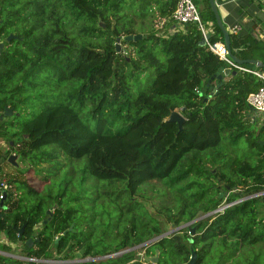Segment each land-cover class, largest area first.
<instances>
[{
    "label": "trees",
    "instance_id": "trees-1",
    "mask_svg": "<svg viewBox=\"0 0 264 264\" xmlns=\"http://www.w3.org/2000/svg\"><path fill=\"white\" fill-rule=\"evenodd\" d=\"M134 1L138 11L130 14L124 4ZM175 5L176 0H0V114L11 109L0 119V178L2 164L16 154L29 166L55 162L57 168L79 169L80 181L91 176L124 183L131 199L142 196L146 184L162 181L171 189L184 181L172 204L157 210L165 224L174 228L199 212L225 207L145 244L142 253L157 250V264H182L193 250L194 264H201L214 244L221 247L214 264H225L242 246L259 244L260 252L245 264H264V125L251 129L256 118H250L253 109L246 102L263 81L235 71L211 79L209 85L219 83L215 92L209 85L204 89L225 65L206 43L199 44L195 23L173 20ZM199 13L211 29L208 40L223 41L208 0ZM149 16L155 23L138 32L134 17L144 25ZM9 33L15 37L6 41ZM129 34L133 38L124 39ZM258 43L229 34L232 53L240 59L256 56ZM142 74L145 85L132 92ZM174 110L184 118L180 130L168 120ZM240 139L257 150L237 157L224 149ZM83 157L82 165L74 162ZM5 177L8 187L0 190V199L6 192L0 206L4 252L14 244L24 256L42 259L116 253L104 264H138L135 247L167 230L136 199L131 205L144 209L123 230L94 237L77 229L78 209L64 205L67 186L41 194L27 178ZM183 190L188 191L181 203ZM8 260L0 254V264H21Z\"/></svg>",
    "mask_w": 264,
    "mask_h": 264
},
{
    "label": "rangeland",
    "instance_id": "rangeland-1",
    "mask_svg": "<svg viewBox=\"0 0 264 264\" xmlns=\"http://www.w3.org/2000/svg\"><path fill=\"white\" fill-rule=\"evenodd\" d=\"M193 2L198 9H201L203 7V0H193ZM124 8L130 14L136 13L138 11L135 1L126 2L124 4ZM149 17H147L145 20L143 19L144 25L139 24V21H137L138 19L134 17L136 22L135 29L138 32H144V29L146 32L148 30V27L152 25V23H155V18L153 16ZM154 26L153 28L160 27L159 24H155ZM123 48L125 50L124 53L128 52V47ZM246 53V51L241 52V54ZM147 73L150 72L147 71ZM146 79L147 77L142 74L141 77H139V79L136 81L137 84L132 83L133 85L131 91L134 92L140 86H144ZM52 87L53 90H55L54 83ZM44 89L48 90L51 89V87L49 85H45ZM35 105L36 107L34 108V111L38 107V104ZM254 116L257 121L256 124L251 127V129L258 130L263 124L262 116H256L252 111V113L250 114V118ZM260 137L262 140H264V130L261 133ZM261 139L259 141L260 143L262 141ZM2 148L4 149V146ZM224 149L231 150L232 154L237 157L243 156L244 154L248 153L251 154L252 152L257 150L255 146L250 147L248 144H246L244 139H240V141L235 146L228 145L226 143ZM12 160L14 161V164L7 163V161L2 164V172L5 173V176H8V178H16L20 180L27 178L33 184L34 188L39 190L41 194L48 193V191L52 192V194H56L59 191V187L67 186V191L64 196V205H70L78 209L76 216V220L78 221L77 229H80L83 232L92 231L94 237L101 235L102 233L111 234V231L123 230L125 225L127 224V220L132 215L139 214L140 211L144 209V207L147 211V216H152L154 219L158 220V223H160L161 226L166 228L167 230L173 229L170 224L164 223V215L158 214L157 210L160 209L162 205L170 206L172 204V195L175 192V189H182L184 186V181L179 182L177 186H174L171 189L167 188V185L163 184L162 181H155L150 184H146L144 188L138 193L142 196L135 195V198L132 197L131 199L124 183L116 184V182H114L110 184L106 181L96 180L91 176H89L88 179L84 181H80L81 175L79 173V169L75 172L74 167L73 170L64 165L60 168H57L55 162L49 164L41 163L34 166H29L30 163L28 164L27 161L24 162L19 160V157L16 154L14 155ZM60 160H62V158ZM84 160L85 158L83 157L74 162L76 164L82 165L84 163ZM75 163L74 166L76 167ZM28 168L31 169L27 171ZM5 176L3 177L6 178ZM66 178L70 179L72 184L68 182L63 183ZM143 185L140 186L138 190H140ZM187 191L183 190L181 191V194H179L181 203L185 195L184 192ZM220 198H222V196ZM136 199L143 202L144 207L141 206L140 209H136L135 206L131 205L132 202L137 201ZM222 205L223 203L220 204V206ZM197 214V216L203 215L202 212H199ZM259 246V244L253 246H242L240 249L242 252L240 254L238 253L234 257H231L225 264H236V261H238V264L247 263V261L251 260V258L255 254L260 252V250H258ZM142 248L143 247L138 246L135 247L137 256L139 254V256L141 257V252L138 251L142 250ZM219 248L221 247L213 244L201 264L216 263ZM19 249L20 248L18 247V245L15 246L13 244L12 250L10 252H4L0 250V254L5 257L6 262H10L8 260L10 256L5 255V253H9L13 255L12 258L20 261L21 263H24L26 260L24 259V255L21 254Z\"/></svg>",
    "mask_w": 264,
    "mask_h": 264
},
{
    "label": "water",
    "instance_id": "water-1",
    "mask_svg": "<svg viewBox=\"0 0 264 264\" xmlns=\"http://www.w3.org/2000/svg\"><path fill=\"white\" fill-rule=\"evenodd\" d=\"M208 3H209V6H210V9H211V11H212V13H213V15H214L215 22H216L217 26H218V27L220 28V30H221V33H222V36H223V43L225 44L226 48L230 51V54H229V55H230V58H231L233 61H235V62H237V63H239V64H245L246 66H248V67H250V68H255V67H257V66L264 67V64L261 63L260 61L256 60V59H251V58L240 59V58H238L237 56H235V55L231 52V50H230V44H229V33H228V31L226 30V28L223 26V24H222V22H221V19H220V16H219L218 10H217V6H216L214 0H208ZM209 35H210V34L207 33V34L205 35V37L208 39V38H209ZM13 37H15V36H14L12 33H9V34L5 37V40H6V41H9V40H10L11 38H13ZM137 37H141V35L138 34L137 36L134 37V39H136ZM131 38H133V36H132L131 34H129V35H127V36L124 37V39H131ZM19 39H21V37H19ZM118 40H119V38H117V42H116V50H117V51L119 50V43H118ZM199 44H200V45H204V44H205V38L201 37V39H200V41H199ZM2 45H3V43L0 42V48L2 47ZM229 73H230V74H234V73H235V70H229L227 67H221V68H219V69L216 71V73H215L214 75L210 76V78L206 81L204 89H206V87L210 84L211 79L215 78L216 80H221L223 75H226V74H229ZM218 86H219V83H215L214 85H209V86H208V90H209L210 92H215L216 89L218 88ZM205 99H206V98H204V100H205ZM10 114H11V109L8 108V107H5L4 110L2 111V113L0 114V119H2L4 116H8V115H10ZM168 120H169V121H175V122L177 123V125H178V129L180 130L184 118H183V116H182L178 111H175V110H174V111H172V112L170 113V115H169V117H168ZM263 124H264V120H263ZM262 142H264V141H262ZM14 155H15V154H10V155L8 156V158H7V161H8L10 164H11V163L14 164V161L12 160L13 157H14ZM2 193H3V196H2L1 199H0V206H2V202H3V200H4V198H5V195H6V192H5V191H3ZM223 194L226 195V194H227V191H225ZM257 195H258V194H257ZM221 196H222V193L218 194V197H219V198H220ZM55 206H56V205L53 204L52 207L55 208ZM224 207H225V206H219L218 208H216V209H214V210H212V211L206 212V213H204V214L201 215V216L195 217L194 219L190 220L189 222L183 223V224H181V225H179V226H177V227H174L173 229L167 230V231L163 232L162 234H160L159 236H156V237L150 238V239H148L147 241L142 242L141 244L138 245V247H143L145 244H149V243L155 241V240L158 239V238H161V237H163V236H167V235L170 234L171 232H173V231H175V230H178V229H180V228H182V227H184V226L190 224L191 222L197 221V220L201 219V218L204 217V216H208V215L212 214L213 212L219 211V210H221V209L224 208ZM45 213L49 215V214L51 213V211H50L49 209H47V210L45 211ZM69 229H71V226L69 227ZM21 230H22V228L20 229V231H21ZM192 232H193V229H192ZM26 244H27L28 246H30V244H31V239H28V240L26 241ZM127 250H129V249H126V250H124V251H127ZM121 252H123V251H120V252H118V253H121ZM5 255H8V256H10V257L13 256V255H11V254H9V253H5ZM157 257H158V256H157V250H155V252H154V254H153L152 256H144V260H145V261H149V262H151L152 264H156V263H157ZM195 261H196V253H195L193 250H191V251H190V256H189L188 260H187L186 262L182 263V264H194Z\"/></svg>",
    "mask_w": 264,
    "mask_h": 264
},
{
    "label": "built area",
    "instance_id": "built-area-1",
    "mask_svg": "<svg viewBox=\"0 0 264 264\" xmlns=\"http://www.w3.org/2000/svg\"><path fill=\"white\" fill-rule=\"evenodd\" d=\"M264 3V0H259ZM171 17L177 24H184L186 22L195 23L200 32L201 37L205 38V43L208 49L215 54L219 60H221L225 67L229 70L244 71L253 74L257 78L263 81V84L259 86L256 90L250 92L246 96V102L253 109L256 116L264 115V72H261L255 68H250L245 64H239L230 58V51L226 48L223 41H209L205 35L210 33L209 28L204 24L201 19L199 9L194 4L193 0H176L175 8L171 14ZM241 30V25L239 23L234 24L230 32L234 35L238 34ZM232 50L234 49H231ZM8 187L6 178H0V190H4ZM28 260H34V258L28 257Z\"/></svg>",
    "mask_w": 264,
    "mask_h": 264
},
{
    "label": "crops",
    "instance_id": "crops-1",
    "mask_svg": "<svg viewBox=\"0 0 264 264\" xmlns=\"http://www.w3.org/2000/svg\"><path fill=\"white\" fill-rule=\"evenodd\" d=\"M223 26L233 36H245L247 40L259 41L257 49L253 50L256 59L263 63L264 60V3L259 0H214ZM208 24L210 23L207 21ZM239 23L241 30L234 35L231 27ZM208 26V25H207ZM209 31H211L208 26ZM248 44V41H246ZM262 49V50H261ZM246 59V58H245ZM0 146L4 143L0 140Z\"/></svg>",
    "mask_w": 264,
    "mask_h": 264
},
{
    "label": "flooded vegetation",
    "instance_id": "flooded-vegetation-1",
    "mask_svg": "<svg viewBox=\"0 0 264 264\" xmlns=\"http://www.w3.org/2000/svg\"><path fill=\"white\" fill-rule=\"evenodd\" d=\"M263 117H264V115L262 116V122L264 120ZM256 121H257V119H256ZM49 249L53 253H55V248H49ZM19 250H21V248ZM138 252H141V257L138 254L139 258H137L135 260V261L138 262V264H152L151 262L144 260L145 254L142 253L144 251L139 250ZM116 256H117L116 253H110L108 255L75 257V258H72V259H57V258L42 259V258H34V260H28V257L23 256L26 261L24 263H21V264H26V262H28V261H32L35 264H82V263L88 262V261H92V262H94L96 264H104L106 261L114 259ZM148 256H152V255H148Z\"/></svg>",
    "mask_w": 264,
    "mask_h": 264
}]
</instances>
